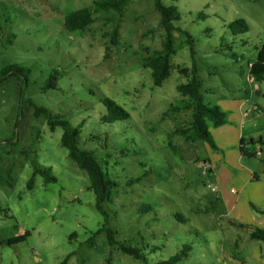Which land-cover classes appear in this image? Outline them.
Returning a JSON list of instances; mask_svg holds the SVG:
<instances>
[{
	"label": "rangeland",
	"instance_id": "obj_1",
	"mask_svg": "<svg viewBox=\"0 0 264 264\" xmlns=\"http://www.w3.org/2000/svg\"><path fill=\"white\" fill-rule=\"evenodd\" d=\"M95 1L0 0V73L19 67L28 77L25 82L18 74L0 85V264H59L69 254V264H145L121 246L140 250L149 264L184 247L192 250L177 264H264L249 261L257 241L228 215L222 200L230 196L207 186L212 181L229 191L236 185L228 175L241 169L212 163L210 151L217 148L180 135L193 110L177 91L195 63L205 104L224 111L225 101L235 100L264 112V82L249 75L264 42V0H163L177 7L176 25L192 35L195 56L176 33L177 53L161 87L143 66L162 48L165 34L153 0H129L122 14L97 13L84 32H69L65 16ZM237 19L248 24L247 33L231 32L229 24ZM115 28L118 45L112 44ZM104 98L127 110L130 119L103 123ZM31 103L78 127L81 148L94 153L108 178L120 184L104 205L114 244L106 230L99 232L104 217L87 172L61 146L63 129L52 131ZM258 125L264 139V114ZM256 148L247 144L250 153L242 162L264 183V146ZM203 161L212 163L211 176L202 174ZM40 167L50 169L57 182L37 175L28 190ZM25 233L30 236L23 243L1 244Z\"/></svg>",
	"mask_w": 264,
	"mask_h": 264
},
{
	"label": "trees",
	"instance_id": "obj_2",
	"mask_svg": "<svg viewBox=\"0 0 264 264\" xmlns=\"http://www.w3.org/2000/svg\"><path fill=\"white\" fill-rule=\"evenodd\" d=\"M129 0H97L94 5L89 8H82L76 11L69 12L64 19V26L69 32H84L89 26L95 22L94 15L100 12L114 11L118 14H122L125 8L128 6ZM154 8L160 14V25L164 29V40L162 42V48L154 51L149 57L144 59V68L150 69L153 78V84L155 87H161L163 83L170 77L172 70L171 60L172 56L177 53L175 45V35L180 33L184 38L186 44L190 47L192 58L195 56L194 39L192 35L176 25L179 20L180 13L176 6H167L163 0H153ZM229 29L234 35L245 34L249 31L248 24L242 20L237 19L229 24ZM118 28L113 30L112 44L118 45ZM26 70L19 67H8L3 69L0 73V85L7 80V78L18 77V74L24 75L25 82L28 81L26 77ZM198 69L193 63L191 69V76L188 77L189 81L184 84H180L177 87V91L184 97H188L191 100L192 105V122L187 129L179 131L180 135L186 140V142H205L210 148L216 149L215 142L210 133L209 124L214 128L221 127L227 123L226 113L217 106H209L203 101L202 84L197 76ZM249 75L256 82H264V42L258 49L256 58L249 64ZM24 84V80L21 81ZM52 83L49 82L46 86L51 88ZM28 85V84H26ZM102 102L106 108V114L101 118L102 122L108 125H114L117 122H123L130 119V113L118 105L115 101L104 98ZM31 106L35 109V115L37 117L45 116L48 119V124L51 130L54 131L56 127L63 129V135L61 137V146L68 151V157L74 161L78 167L87 172L91 190L95 194V207L98 212L104 217L105 225L99 232L106 230L110 243L114 244L113 233L106 229L110 215L106 211L104 205L106 202H110L114 191L120 187V184L111 180L105 174L103 167L97 158V156L87 151L80 146L81 131L78 127L72 126L69 122L48 114L47 109L38 107L31 103ZM54 120V121H53ZM243 144V143H242ZM259 144L264 146V140H260ZM241 152L247 156L248 151L241 147ZM37 175H41L46 183L57 182V178L51 175V170L45 167L35 168L33 176L30 178L27 184L28 190H31L34 185V178ZM137 180H133L129 183L133 184ZM0 184H3L0 181ZM242 227V225H241ZM29 233L17 236L12 239L2 241V245L14 246L25 242ZM253 240L264 242V229L256 228L251 234ZM120 250L129 256L135 257L145 264H149L147 258L140 250H134L125 246H121ZM192 249L190 247H184L179 253L171 257L166 261H161L157 264H177L184 259L188 258L189 252ZM72 254L66 256L59 264H68Z\"/></svg>",
	"mask_w": 264,
	"mask_h": 264
},
{
	"label": "crops",
	"instance_id": "obj_3",
	"mask_svg": "<svg viewBox=\"0 0 264 264\" xmlns=\"http://www.w3.org/2000/svg\"><path fill=\"white\" fill-rule=\"evenodd\" d=\"M224 104L226 105L224 111L227 115V123L221 127L210 129L218 149V152L210 151L211 161H213L212 163L224 161L234 168L241 169L239 174L228 175L236 187L227 191L222 186L219 188V194L223 192V197L230 196L222 200L228 210V215H235L239 219L238 227L246 226L248 234L251 236L255 228L264 229V183L261 176L243 165L242 160L245 155L241 152V147L247 150V144L249 146L257 145L256 149L260 150L259 141L264 139L258 132V124L264 112L258 106L259 111L253 112L255 106L249 108L246 102L239 103L231 100L225 101ZM232 190H235L236 194H233ZM254 247L253 254L248 258L250 263L254 261L264 263L263 242L257 241Z\"/></svg>",
	"mask_w": 264,
	"mask_h": 264
},
{
	"label": "built area",
	"instance_id": "obj_4",
	"mask_svg": "<svg viewBox=\"0 0 264 264\" xmlns=\"http://www.w3.org/2000/svg\"><path fill=\"white\" fill-rule=\"evenodd\" d=\"M258 111H259V109L257 107H254L253 108V112H258ZM199 166H200V169H201L202 174L204 176H211L213 174V165H212V163L210 161H203V162L200 163ZM207 186L215 194H218L220 192L218 185L215 184L212 181H208ZM231 192L233 194H236V191L235 190H232Z\"/></svg>",
	"mask_w": 264,
	"mask_h": 264
}]
</instances>
